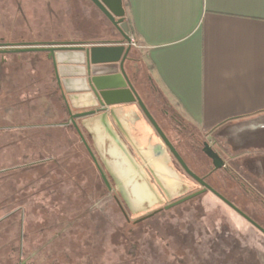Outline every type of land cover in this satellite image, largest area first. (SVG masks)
I'll list each match as a JSON object with an SVG mask.
<instances>
[{
    "label": "rangeland",
    "instance_id": "374dc122",
    "mask_svg": "<svg viewBox=\"0 0 264 264\" xmlns=\"http://www.w3.org/2000/svg\"><path fill=\"white\" fill-rule=\"evenodd\" d=\"M20 6L13 7V18L31 32L13 31V45L111 37L104 32L111 23L89 0H20ZM59 6L62 15L55 22L48 8ZM4 57L0 199L10 197V209L22 205L25 210L13 221V259L31 264H264L261 236L232 215L223 219L212 207L201 211L187 203L129 231L118 205L103 196L79 135L71 126L50 125H63L67 116L52 96L57 90L47 56L15 52L1 61Z\"/></svg>",
    "mask_w": 264,
    "mask_h": 264
},
{
    "label": "flooded vegetation",
    "instance_id": "af4514ba",
    "mask_svg": "<svg viewBox=\"0 0 264 264\" xmlns=\"http://www.w3.org/2000/svg\"><path fill=\"white\" fill-rule=\"evenodd\" d=\"M94 6L101 11L95 4ZM13 7L21 8L20 0H0V57L15 53L12 50L13 31H21L23 27L27 32H31V27L17 25L18 22L13 18ZM48 11L53 16L51 20L59 22L62 15L60 6L48 8ZM101 13L111 23L104 29L106 35L111 37L100 41L68 42L85 44L87 47L97 44H121L122 33L102 11ZM37 28L38 26L35 29ZM50 43L65 42L59 40ZM28 44L49 43L31 42L22 45ZM125 45L128 43L125 42ZM27 53L49 55L47 51ZM5 62L6 57L2 61L0 59V74ZM112 67L125 75L123 80L118 82L122 89H132L134 98L126 91L106 92L109 100L127 97L133 101L105 105L106 110L113 116V126L109 133L115 143L110 147L101 145L100 148L110 169L128 190L130 204L117 190L111 170L93 147V139L98 138L97 133H89L83 127L81 129L110 183L109 187L90 156L104 187L103 196L110 197L118 205L119 212L130 225L129 231L154 216L163 215L173 208L190 203L188 208L201 211L208 207L216 208L223 213V219L224 215H232L240 224L253 228L264 240V123L259 119L262 114L233 121L217 130L202 131L187 122L164 99L151 78L145 75L140 58L132 47L123 67L119 64ZM52 71L53 83L56 84L57 90L52 96L62 104V110L67 116V125L78 134L74 125L68 123L70 116L67 102L57 81L53 64ZM143 105L157 125L145 114ZM99 107L101 106L73 109V113L95 109L96 112L91 115L95 116L105 111L98 110ZM77 121L79 123L80 119ZM8 127L13 129L12 124ZM110 149L114 150L116 156L110 155ZM222 161L224 165L216 167ZM193 194L194 196L173 205ZM12 204L10 197L0 199V212L2 208H12ZM42 230L43 233L47 231L43 228ZM20 247L21 245L18 249ZM29 263L31 264L28 259H13V209H10L4 215L0 214V264Z\"/></svg>",
    "mask_w": 264,
    "mask_h": 264
},
{
    "label": "crops",
    "instance_id": "0c3cea01",
    "mask_svg": "<svg viewBox=\"0 0 264 264\" xmlns=\"http://www.w3.org/2000/svg\"><path fill=\"white\" fill-rule=\"evenodd\" d=\"M124 6L145 75L187 122L213 131L264 115V0H124Z\"/></svg>",
    "mask_w": 264,
    "mask_h": 264
},
{
    "label": "water",
    "instance_id": "95a60500",
    "mask_svg": "<svg viewBox=\"0 0 264 264\" xmlns=\"http://www.w3.org/2000/svg\"><path fill=\"white\" fill-rule=\"evenodd\" d=\"M91 1L122 33L123 42L121 44H97L92 47H87L85 44L74 42H65L62 44L49 43L44 45L28 44L13 45L12 50L13 52H49L47 58L52 61L57 81L67 102L70 116L68 123L74 125L88 153L97 164L103 179L110 187V183L99 166L93 149L88 143L81 127L85 128L89 133H93V131L97 133L98 138L93 139V147L100 154L105 163H107L100 147L101 145L110 147V145L115 142L109 133V129L113 126L111 121V117L113 116L106 110L107 108H105V105L126 104L132 102L133 99L119 97L116 100H109L106 92L126 91L134 98L133 90L130 88L122 89L121 84L119 83L123 80L125 75L112 67L117 66L118 64L123 67V62L128 57L131 50V35L126 20L124 0ZM125 42L128 43L127 46L125 45ZM99 105L101 107H99L98 110H105L104 113L99 115L91 116L96 112L95 109L92 111L85 110L79 113H73V109H86L97 107ZM143 109L149 119L156 124L145 105H143ZM77 119H80L79 123ZM259 119L264 123V115ZM113 151L114 150L111 149L109 150L110 155L116 156ZM223 165L224 162L222 161V163L216 167H221ZM106 166L110 169L108 163ZM111 173L116 181L117 190L122 194L126 202L130 204L131 200L128 190L122 185L113 170H111ZM192 196H194V194L174 203L173 205Z\"/></svg>",
    "mask_w": 264,
    "mask_h": 264
},
{
    "label": "trees",
    "instance_id": "16d2710c",
    "mask_svg": "<svg viewBox=\"0 0 264 264\" xmlns=\"http://www.w3.org/2000/svg\"><path fill=\"white\" fill-rule=\"evenodd\" d=\"M34 164V163H33ZM26 164H24L23 166H25ZM28 165V164H27ZM5 170V169H4ZM3 169L1 170V171H4ZM99 184L100 185H102V183L99 181ZM22 209H24V206H22V205H16V206H14V208H13V221L15 220V219H17L16 218V215H17V213H18V211L20 212V211H22V212H24L25 210H22ZM20 218V220L23 218L22 216L21 217H19ZM22 223H23V219H22ZM22 223H18L17 222V225L19 224V228L22 230V234H23V224ZM25 227V226H24Z\"/></svg>",
    "mask_w": 264,
    "mask_h": 264
},
{
    "label": "built area",
    "instance_id": "2783aa9c",
    "mask_svg": "<svg viewBox=\"0 0 264 264\" xmlns=\"http://www.w3.org/2000/svg\"><path fill=\"white\" fill-rule=\"evenodd\" d=\"M131 45H136V42L134 41L133 38H131V42H130Z\"/></svg>",
    "mask_w": 264,
    "mask_h": 264
}]
</instances>
